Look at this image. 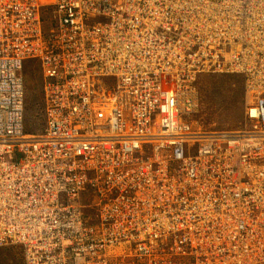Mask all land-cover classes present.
<instances>
[{"label": "built area", "instance_id": "built-area-1", "mask_svg": "<svg viewBox=\"0 0 264 264\" xmlns=\"http://www.w3.org/2000/svg\"><path fill=\"white\" fill-rule=\"evenodd\" d=\"M200 73L243 76L237 127L194 124ZM10 246L22 264H264V0H0Z\"/></svg>", "mask_w": 264, "mask_h": 264}, {"label": "rangeland", "instance_id": "rangeland-1", "mask_svg": "<svg viewBox=\"0 0 264 264\" xmlns=\"http://www.w3.org/2000/svg\"><path fill=\"white\" fill-rule=\"evenodd\" d=\"M23 74L27 124L29 128H38L42 126L35 118V112L41 108L38 64L26 60ZM243 80V76L237 74H201L197 81L199 101L193 115L194 124L207 130L237 127L246 105ZM0 264H22L21 250L16 246L0 248Z\"/></svg>", "mask_w": 264, "mask_h": 264}, {"label": "bare ground", "instance_id": "bare-ground-1", "mask_svg": "<svg viewBox=\"0 0 264 264\" xmlns=\"http://www.w3.org/2000/svg\"><path fill=\"white\" fill-rule=\"evenodd\" d=\"M201 74H204V73H200V74H198V77H197V80H196V85H197V87H198V84H197V81H198V78H199V76L201 75ZM244 88V87H243ZM25 98H26V96H25ZM195 112H196V110H194L193 112H192V114H191V118L193 119V115L195 114Z\"/></svg>", "mask_w": 264, "mask_h": 264}]
</instances>
